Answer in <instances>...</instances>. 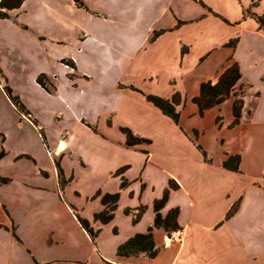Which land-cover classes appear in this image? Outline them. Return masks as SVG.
Returning a JSON list of instances; mask_svg holds the SVG:
<instances>
[{
	"label": "crops",
	"instance_id": "1",
	"mask_svg": "<svg viewBox=\"0 0 264 264\" xmlns=\"http://www.w3.org/2000/svg\"><path fill=\"white\" fill-rule=\"evenodd\" d=\"M83 1L0 18V74L27 111L0 81L23 129L10 144L0 121V264H264V0ZM233 63L229 95L200 112L201 83ZM174 93L177 122L146 99ZM149 229L154 256L117 252Z\"/></svg>",
	"mask_w": 264,
	"mask_h": 264
},
{
	"label": "trees",
	"instance_id": "2",
	"mask_svg": "<svg viewBox=\"0 0 264 264\" xmlns=\"http://www.w3.org/2000/svg\"><path fill=\"white\" fill-rule=\"evenodd\" d=\"M23 0H0V18L8 17V10L17 8L21 5ZM74 3L78 7H85L83 0H73ZM256 20L259 23V27L264 30V14L256 16ZM158 32L154 34L157 35ZM42 75L37 77V81L44 86ZM240 78L239 66L237 63H233L225 71L221 74L219 80L215 84H211V82H202L200 85V92L199 95L194 97L192 100L198 105L200 112L203 110L220 104L224 99L229 95L232 87ZM5 91L12 103L16 106V108L22 112H27L24 108V105L20 101L17 95L12 94V90L9 86H5ZM146 99L150 101L153 105L158 107L164 114L168 115L170 118L174 120V122L178 121V113L175 111V105L180 101V95L178 93H174L171 98H163L157 95L148 94L146 95ZM241 108V102L235 101L233 104V111L234 115L237 118L239 116V109ZM121 131L126 135V143L131 145L135 143H139L144 141V139L135 137L132 135L131 131L128 128H121ZM205 155L204 152H202ZM235 160L238 162V156H231L228 160L223 162V166L226 168H232L237 170V164L230 165L229 162ZM59 176H60V184L63 185L65 182L63 181L62 177V170L59 166V163L56 162ZM1 181H5V179H0ZM115 198V196H112ZM112 214L105 210L99 214H96V217H99L103 221H107L111 218ZM171 217H166L162 219L161 216L156 213L154 225L160 226L164 225L167 226L168 220ZM81 224L86 228V230L90 233L92 237H94V232L88 228V224L83 219H80ZM175 226L174 228H177ZM172 228V229H174ZM117 252L121 255H131L136 254L138 252H147L149 256H154L156 254V250L154 249V242L152 238L151 229H149L144 234H136L134 237L128 239L123 244L118 247Z\"/></svg>",
	"mask_w": 264,
	"mask_h": 264
},
{
	"label": "rangeland",
	"instance_id": "3",
	"mask_svg": "<svg viewBox=\"0 0 264 264\" xmlns=\"http://www.w3.org/2000/svg\"><path fill=\"white\" fill-rule=\"evenodd\" d=\"M0 81L2 87L8 86L4 81L2 74H0ZM5 89V88H4ZM20 116L11 108L9 102H7L5 96L0 90V121L4 123V127L8 131V141L10 144H17V136H19V132H22L23 129L19 128L16 124Z\"/></svg>",
	"mask_w": 264,
	"mask_h": 264
},
{
	"label": "built area",
	"instance_id": "4",
	"mask_svg": "<svg viewBox=\"0 0 264 264\" xmlns=\"http://www.w3.org/2000/svg\"><path fill=\"white\" fill-rule=\"evenodd\" d=\"M185 236V230L182 227L170 229L163 237L162 245L164 247L170 246L172 243H181Z\"/></svg>",
	"mask_w": 264,
	"mask_h": 264
}]
</instances>
